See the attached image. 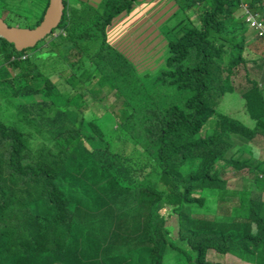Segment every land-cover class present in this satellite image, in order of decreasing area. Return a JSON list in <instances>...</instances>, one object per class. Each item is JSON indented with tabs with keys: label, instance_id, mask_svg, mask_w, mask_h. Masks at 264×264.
<instances>
[{
	"label": "trees",
	"instance_id": "trees-1",
	"mask_svg": "<svg viewBox=\"0 0 264 264\" xmlns=\"http://www.w3.org/2000/svg\"><path fill=\"white\" fill-rule=\"evenodd\" d=\"M72 1L63 0L62 31L40 46L20 51L0 34V113L15 114L13 121L0 118V264H165L169 249L186 264H212L210 250L264 264V208L249 199L252 187L229 189L219 169L255 163L250 168L264 173V160L248 158L244 149L263 142L256 137L264 133V87L246 78L251 87L240 93L254 127L218 109L236 92L232 75L246 61L244 43L264 42L256 34L247 41L256 29L245 26L244 14L247 7L260 11L264 23L263 0H206L198 23L187 15L199 0L81 3L77 8L97 13L94 21L71 19ZM14 2L0 1V16L12 25L14 18L41 15L31 28L50 4ZM149 2L166 47L150 68L134 61L139 51L131 30L122 36L110 28L123 14L139 27ZM48 52L62 69L56 59L40 62ZM68 56L75 60L67 63ZM66 65L76 74L85 67L79 85L94 97V86L105 89V100L113 96L125 105L124 119L105 130L102 107L88 120L86 90L65 76L71 91L56 100L50 74L62 76ZM255 65L261 69L264 56ZM31 92L33 99L23 100ZM138 147L143 156H136ZM166 205L178 215L176 237L166 226ZM206 213L215 216H201Z\"/></svg>",
	"mask_w": 264,
	"mask_h": 264
},
{
	"label": "rangeland",
	"instance_id": "rangeland-1",
	"mask_svg": "<svg viewBox=\"0 0 264 264\" xmlns=\"http://www.w3.org/2000/svg\"><path fill=\"white\" fill-rule=\"evenodd\" d=\"M0 1L3 2V4H7L11 0H0ZM76 1L77 0L72 1L71 4H69L67 7L69 9L71 19L75 18L80 21H86V20L94 21L97 17V13H93L92 11L86 9L85 7L77 8L78 6H80L81 3H87V2L89 3V1L88 0H78V3L75 4ZM157 1L165 2V6L169 5V3L172 2V0H157ZM185 2L186 0H184V3ZM17 3H18V0H15L14 4H17ZM243 4L247 6L248 2L243 1ZM175 5L179 6L176 3ZM175 5H171L168 11L173 10ZM205 5H206V0L205 1L199 0L197 4L191 8V13L187 16H189V18L194 23H198L199 18H200L199 14L203 11V8L205 7ZM250 10H252V12L254 13H257L253 8H251ZM143 11H144L143 18H146V19L139 25V27H136V26L133 27V25L128 20L129 14H126V15L123 14L115 19L114 23L110 26V28L114 32H120V35L122 36L123 34H127L131 30L130 34H131V38L133 41L132 45L133 47H136V50L139 51V53L136 54L134 61L140 64V66H145L144 64L148 63V68H150V64L152 66H155L158 64L161 56L165 54L166 47H165L164 39L160 36V32H158L157 27L155 26V2H149L145 7H143ZM259 12L260 11H258L257 13L258 20L260 19L258 15ZM34 16H35V13L33 12L31 13L32 19L14 18L13 20L9 22L13 23L14 24V25L12 24L13 26H19L21 28L23 27L29 28L28 26L34 24L36 18L38 21L41 15L36 16V17ZM182 16H183V12H180L179 17H182ZM179 17L178 18L176 17L169 23L171 24L177 23V21L179 20ZM238 18L240 17L238 16ZM240 22H242V20H240ZM245 26L249 27L248 25H245ZM138 28L142 31L141 33L136 32ZM249 29H251V27H249ZM61 31L62 30L58 29L57 27V29L54 32L53 31L51 32L52 34L50 33L51 35L49 34L50 36L49 35L48 37L46 36L47 40H50L52 37H54ZM254 34L258 36V33L255 30L254 31L248 30V33L246 35L249 38L247 41H249L250 38L254 36ZM42 43L43 42L41 41L38 46L42 45ZM259 44H262L264 46V42H262L261 39H257L256 43L246 42L242 46L241 52L246 61H242L237 66V68L234 69V74L232 75V81L236 88V92L225 95L218 106V109L220 111H222L225 114L230 115L231 117L235 119L240 120L248 127H254L255 121L252 119L249 112L247 111L245 99L242 98L240 93L242 92L243 88L251 87L250 83L247 82L246 78L253 79L255 80V82L258 81L259 82L258 86L261 85L264 87V66H262L261 69L258 70V68L255 65V58L259 57L260 55L264 56V54L258 53L257 46ZM43 45H46V41H44ZM71 55L79 56L76 50H74L71 53ZM45 56H51V57H41L40 62L47 64L56 59L60 68L61 69L63 68L59 59L56 58V56L54 57V55H52V52L46 53ZM14 57L15 59L13 60L18 59L16 56ZM23 57H26V56H23ZM37 58L38 57L36 56L34 59L35 63H37ZM74 60H75V57H71V58L70 56L67 57V63H69V61L72 62ZM84 70H85V67L83 69L78 70V74H76L73 72L70 66L66 65L65 69L61 70L62 76L58 77V75L56 74H53V73L50 74L52 78L51 81L56 85V88L54 89V92L56 93V98H57L56 100L64 97L71 91L69 89V85L65 84L67 81L65 80V78H63V76L70 78V80L73 83L77 84L76 86L84 87V89L86 90L88 94V99L84 96V99L88 101L85 102L83 106V107H91L93 109V110H90V108L86 109L87 110L86 114H88V120H91L93 118L92 112H95L101 115L102 107H105L108 110L105 113L106 114L105 117L100 119L102 123L101 125L103 126V128L105 130H108L111 127V124H114L115 120L122 121L124 119V117L122 116L123 111L122 112H119V111H121L122 109L124 110L125 105L123 108L122 102L116 103L113 96L105 100L104 96L107 95V91L105 89H100V88L95 89V88H98L97 85L91 89V91L96 95V97L91 95V93L86 89L84 84L79 85V83H82L85 80ZM92 77H93V72L90 75V79ZM33 97H34V92H31L27 96H23L24 98L23 100L25 99L32 100ZM95 99H99L101 103L100 104L94 103L93 101ZM1 107L4 108V106H1ZM14 117H15V114L11 108L8 112L0 113V118L5 120L6 122L13 121ZM112 117L113 119L111 120ZM256 138L258 140L260 138L264 142V133L259 132ZM263 142L259 147L255 146L251 148L250 147L244 148L246 151L245 156L249 158V155H251V157L253 155H256L264 160V143ZM144 154H145L144 149L141 147H138L136 156L140 157V156H143ZM251 165L256 166L255 163H251L250 165L239 170V169L234 168L230 164L224 163L222 166L219 167V169L222 172L224 178L228 179L227 186L229 189H235V188L242 189V188L252 187L251 188L252 192L249 194V199L250 198L257 199L258 200L257 208L263 209L264 208V203H263L264 202V182L258 181L257 175L259 174V178L264 180V173L258 170H252L250 168ZM162 212L166 216V226L171 228L170 229L171 235L173 237H176L178 234V228H179L178 215L173 211V206L166 205L165 209ZM261 213H263V211ZM201 216H207L208 218H213L215 215L213 213H206V214H202ZM208 260L212 264H254L252 262L245 261L234 254H231V253L222 254L214 250L209 251ZM186 262H187L186 259L182 255L178 254L172 249H169L167 251L166 256H165V264H186Z\"/></svg>",
	"mask_w": 264,
	"mask_h": 264
},
{
	"label": "water",
	"instance_id": "water-1",
	"mask_svg": "<svg viewBox=\"0 0 264 264\" xmlns=\"http://www.w3.org/2000/svg\"><path fill=\"white\" fill-rule=\"evenodd\" d=\"M64 9L63 0H50L43 20L34 28H21L10 25L0 16V34L8 41L14 43L19 50L35 46L59 26L63 18Z\"/></svg>",
	"mask_w": 264,
	"mask_h": 264
},
{
	"label": "built area",
	"instance_id": "built-area-1",
	"mask_svg": "<svg viewBox=\"0 0 264 264\" xmlns=\"http://www.w3.org/2000/svg\"><path fill=\"white\" fill-rule=\"evenodd\" d=\"M244 14L246 15L245 20H247L248 26L255 27L258 36H263L264 38V23L260 19V21L258 20L257 14L252 12L248 7L245 8Z\"/></svg>",
	"mask_w": 264,
	"mask_h": 264
},
{
	"label": "clouds",
	"instance_id": "clouds-1",
	"mask_svg": "<svg viewBox=\"0 0 264 264\" xmlns=\"http://www.w3.org/2000/svg\"><path fill=\"white\" fill-rule=\"evenodd\" d=\"M27 57V56H26Z\"/></svg>",
	"mask_w": 264,
	"mask_h": 264
}]
</instances>
